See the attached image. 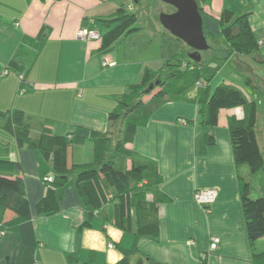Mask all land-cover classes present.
Masks as SVG:
<instances>
[{
  "label": "crops",
  "instance_id": "crops-1",
  "mask_svg": "<svg viewBox=\"0 0 264 264\" xmlns=\"http://www.w3.org/2000/svg\"><path fill=\"white\" fill-rule=\"evenodd\" d=\"M198 2L210 46L229 49L217 21L223 10L248 14L251 29L261 44L258 56L264 62V0ZM126 3L128 0H0V114L24 112L33 119L34 138L43 129L56 136L77 127L108 133L109 115L127 89L140 81L145 70L157 72L173 57L167 55L159 38L164 33L156 11L146 39H121L106 54L100 52V42L77 39L82 28L97 25L105 31L100 19H108L120 4ZM153 7L156 9V5ZM45 27L48 38L38 54L34 40ZM24 42L29 45L21 48ZM255 58L232 55L210 83L211 92L220 85H230L249 102L258 95L254 89L264 95V63H256ZM13 60L21 63L23 72L8 69ZM248 79L253 87L247 85ZM237 81L243 86H237ZM197 97L195 88L186 100H163L127 145L128 150L155 165L162 179L159 191L169 198L159 204V238L141 239L138 252L131 255V264H254L239 173L252 185L258 174L251 176L247 168L238 171L229 129L230 120H244L245 110H221L218 126L210 129L203 124ZM209 132L215 144L206 148ZM257 137L264 153V108L258 114ZM94 145V141H88L73 148L69 165L93 163ZM0 160L21 165L26 194L16 198L14 208L28 203L32 213L30 220L0 237V264H69L67 255L76 257L74 264H88L90 260L94 264H117L124 257L123 251L134 247V234L115 226L112 205L94 214L91 227L80 230L88 220V209L76 190L77 170L59 191L60 211L40 217L36 206L46 193L42 175L52 173V161L45 162L39 153L20 149L15 138L1 128ZM130 164L127 161L126 167ZM211 189L217 190L219 197L206 211L197 205L194 194ZM147 200L153 201L152 194ZM14 218L9 211L5 221ZM213 237H218L220 244L211 251ZM189 241L196 245H189ZM109 244L115 248L109 249ZM255 250L264 252V238L256 243Z\"/></svg>",
  "mask_w": 264,
  "mask_h": 264
},
{
  "label": "trees",
  "instance_id": "trees-1",
  "mask_svg": "<svg viewBox=\"0 0 264 264\" xmlns=\"http://www.w3.org/2000/svg\"><path fill=\"white\" fill-rule=\"evenodd\" d=\"M131 1L121 5L108 19H100L105 31L97 25L88 27L101 33L100 52L108 53L118 41L141 30L137 26V16L132 13L133 9H128V6L132 7ZM200 11L204 17L202 8ZM217 21L229 49L219 45L210 46L209 51L202 53L204 58L201 63L192 60L188 63L175 55L159 71L145 70L140 81L127 89L119 99L116 110L109 115L110 130L106 134L77 127L64 136H56L43 129L41 135L34 138L31 134L33 119L24 112L17 110L0 114V128L15 138L20 149L35 151L45 162L53 163L52 173L42 175V180L51 176L53 181L44 183L46 193L36 206L38 216H50L60 211L59 191L69 184L71 174L77 170L76 190L88 209V220L80 230L91 227L94 214L112 205L115 226L125 233L134 234L136 238L134 247L124 250V257L117 264H131V255L138 252L141 239L159 238V204L169 201V198L159 191L162 179L155 165L128 150L127 145L132 142L136 131L147 125L151 113L163 100H186L194 87L198 88L196 101L202 107L203 124L210 129L218 126L221 110L238 107L245 110L244 120H230L229 123L235 164L239 172L247 168L251 176L264 172V153L257 137L258 114L264 108V95L254 89L258 95L249 102L235 86L220 85L212 92L210 89V83L222 65L234 54L254 55L256 63L263 64L258 56L261 44L251 29L248 14L237 15L223 10ZM47 38L45 27L34 40L38 54ZM28 45L24 42L21 48ZM8 69L23 72L18 60H13ZM247 85L253 87L250 79ZM145 97H150L151 101L145 102ZM88 141H94L95 144L93 163L70 166L72 149ZM214 144L215 137L209 132L205 137V146L207 148ZM127 161L131 162L129 168L126 167ZM20 172L19 163L0 160V232L4 234L32 218L28 203L19 209L14 208L16 198L26 194ZM239 183L247 234L253 249V263L264 264V252L255 250L256 243L264 238V197L252 196L253 185L241 173ZM148 194H152V202H148ZM9 211L15 214V218L5 221ZM67 260L69 264L77 262L74 255H67ZM88 264L94 262L90 260Z\"/></svg>",
  "mask_w": 264,
  "mask_h": 264
},
{
  "label": "water",
  "instance_id": "water-1",
  "mask_svg": "<svg viewBox=\"0 0 264 264\" xmlns=\"http://www.w3.org/2000/svg\"><path fill=\"white\" fill-rule=\"evenodd\" d=\"M173 8V14H161L159 22L173 37L184 42L192 52L190 60L201 63L202 53L210 49L203 28V17L196 0H157Z\"/></svg>",
  "mask_w": 264,
  "mask_h": 264
},
{
  "label": "rangeland",
  "instance_id": "rangeland-1",
  "mask_svg": "<svg viewBox=\"0 0 264 264\" xmlns=\"http://www.w3.org/2000/svg\"><path fill=\"white\" fill-rule=\"evenodd\" d=\"M116 3H120V0H116ZM133 12L138 19V27L141 28V30L137 33H134L130 36H127L123 39H126L128 37H136V39H146L147 36H149V33L147 32L149 29L152 28V25L154 24V18L152 16L153 11H156L157 13V18L159 19V16L161 14H173L174 10L165 5L164 3H161L157 0H132L130 2ZM122 5V4H120ZM153 5H156V9H154ZM147 28V29H146ZM142 32V33H141ZM138 33H141L139 36ZM162 37H159L161 40H163V43L166 47V53L169 56H175L178 55L179 59L185 61V62H190L189 58V47L182 41L176 39L173 37L168 31L165 29L162 30ZM138 35V36H136ZM134 39L132 41L134 42ZM192 52V51H191ZM172 58V57H171ZM170 58V59H171ZM229 75V74H228ZM237 86H243L237 81L235 83ZM195 90V87L191 91L193 93ZM146 98V97H145ZM144 98V100H145ZM151 99L149 98V102ZM252 196L254 198L264 196V177L263 173L258 174V176L255 178V181L252 186Z\"/></svg>",
  "mask_w": 264,
  "mask_h": 264
},
{
  "label": "built area",
  "instance_id": "built-area-1",
  "mask_svg": "<svg viewBox=\"0 0 264 264\" xmlns=\"http://www.w3.org/2000/svg\"><path fill=\"white\" fill-rule=\"evenodd\" d=\"M128 9L131 10L132 7L128 6ZM77 39L84 42H91V41H97L99 42L101 40V33L96 29H90V28H82L77 33ZM108 61L104 63V65H107ZM186 65L184 66V69H186ZM8 73V72H7ZM23 78V77H22ZM180 123H186L183 120H180ZM53 177L46 176L43 180L44 183H52ZM219 197V193L217 190L211 189V190H198L194 194V200L197 203V205L203 207L206 211H209L211 209V206L217 201ZM4 233L0 232V237ZM220 244V239L218 237H213L211 239V251H214L218 248ZM189 245L195 246V241H189ZM109 249H114V244H109Z\"/></svg>",
  "mask_w": 264,
  "mask_h": 264
},
{
  "label": "flooded vegetation",
  "instance_id": "flooded-vegetation-1",
  "mask_svg": "<svg viewBox=\"0 0 264 264\" xmlns=\"http://www.w3.org/2000/svg\"><path fill=\"white\" fill-rule=\"evenodd\" d=\"M173 9V8H172Z\"/></svg>",
  "mask_w": 264,
  "mask_h": 264
}]
</instances>
